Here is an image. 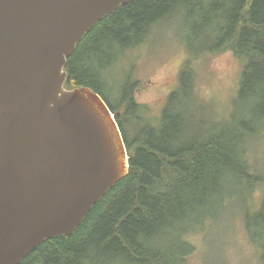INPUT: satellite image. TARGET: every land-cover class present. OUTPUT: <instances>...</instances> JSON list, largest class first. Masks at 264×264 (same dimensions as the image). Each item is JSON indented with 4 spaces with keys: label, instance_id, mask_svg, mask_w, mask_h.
<instances>
[{
    "label": "trees",
    "instance_id": "1",
    "mask_svg": "<svg viewBox=\"0 0 264 264\" xmlns=\"http://www.w3.org/2000/svg\"><path fill=\"white\" fill-rule=\"evenodd\" d=\"M175 16L192 60L228 48L242 63L223 123L197 88L190 59L158 117L134 99L139 80L123 64ZM65 70L68 90L90 88L107 103L131 168L72 235L46 241L21 264H190L196 233L236 200L264 264V172L250 146L264 138V0H136L98 22ZM117 70L114 100L107 80Z\"/></svg>",
    "mask_w": 264,
    "mask_h": 264
},
{
    "label": "water",
    "instance_id": "2",
    "mask_svg": "<svg viewBox=\"0 0 264 264\" xmlns=\"http://www.w3.org/2000/svg\"><path fill=\"white\" fill-rule=\"evenodd\" d=\"M136 0H0V264L70 236L128 174L103 99L65 91L64 67L96 23Z\"/></svg>",
    "mask_w": 264,
    "mask_h": 264
},
{
    "label": "rangeland",
    "instance_id": "3",
    "mask_svg": "<svg viewBox=\"0 0 264 264\" xmlns=\"http://www.w3.org/2000/svg\"><path fill=\"white\" fill-rule=\"evenodd\" d=\"M182 25L177 16L158 25L147 42L132 52L123 64L131 66L132 80H139L135 81L138 84L133 85L137 90L134 99L138 104L151 108L150 113L158 117L170 88L178 82L183 63L190 59L197 72V88L212 109L215 120L223 123L230 117V110L223 108L231 105L239 90L242 63L234 51L228 48L211 53L201 60H192L193 54L184 42L187 36L181 30ZM117 72H113L110 80H107L109 95L114 100L117 94ZM147 118L152 119L149 116ZM250 146L264 172V138L258 142L252 141ZM236 202L228 204L225 208L229 209L223 217L213 222L204 234L196 233V253L190 258V264H259L260 249L247 235L243 221L246 212L242 204Z\"/></svg>",
    "mask_w": 264,
    "mask_h": 264
}]
</instances>
